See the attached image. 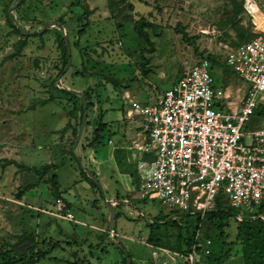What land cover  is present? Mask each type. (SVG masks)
<instances>
[{
    "label": "rangeland",
    "instance_id": "rangeland-1",
    "mask_svg": "<svg viewBox=\"0 0 264 264\" xmlns=\"http://www.w3.org/2000/svg\"><path fill=\"white\" fill-rule=\"evenodd\" d=\"M242 2L0 0V264H31L27 260L17 262L18 258L13 257L20 252L17 245L22 249L27 248L28 243L41 247L46 243V236L52 237L51 244L63 241L57 234L59 226L64 228L65 234H80L88 230L85 225L90 224L97 225L100 231L89 229L88 242L99 245L100 252L92 250L90 257L86 245L79 255L76 251L69 255V244L67 247L62 244L51 251L46 249L50 251V258L38 264H123L118 251L108 245L105 238V202L114 205L117 216L111 238L122 246L129 264H181L172 256L179 253L177 228L171 222L164 225L157 220L160 225L156 238L162 246L154 247L147 241L149 225L151 219L160 214L163 221L176 219L180 223L179 233L183 235L191 229L194 217L181 214L172 218L157 201L140 198L136 188L123 181L128 187L126 191L123 185L116 184L115 172L106 169L109 164L105 162L106 150L95 146L97 148L90 153L89 145L94 138L98 112L103 122L120 120V97L124 92L135 96L140 103L150 104L200 58L210 57L222 62L225 55L222 46L231 47L244 34L237 20ZM8 11L20 31L13 22L6 21ZM81 12L86 14L87 24L83 36L78 38ZM139 19L151 25L144 28L153 46L151 54L145 52L148 46L133 32V24ZM58 21L63 22L65 30L60 29L69 45L70 60L66 70L63 49L58 45L62 39L60 30H41L43 24ZM142 58L148 60L145 66ZM77 72H80L78 77ZM213 73L220 80L216 86H228L233 93L239 89L242 94L245 83L224 65L215 66ZM61 90L87 92L92 104L85 121L88 127L84 124L73 154L76 135L73 130L78 131V114L71 115L72 104ZM260 96L264 98V92ZM255 111L261 115L250 117L243 132L264 129V100ZM131 153L137 155V152ZM75 158L81 167L95 173L104 198L81 180ZM115 165L119 173L125 168L133 176L132 168ZM44 166H48V170L40 176ZM53 174L57 176L59 187H68L76 177L86 191L77 193L71 189L70 194L63 195L55 189V193ZM58 200L70 212L73 222L56 221L57 227H52L56 225L51 218L34 209H51V204ZM39 218L49 219H46L48 224L40 222L39 228L36 227ZM184 221L189 223L184 224ZM47 225L52 227L51 236L42 233ZM97 233L100 240L95 242ZM213 234L216 243L221 244L223 240L230 244L233 227L224 231L227 239ZM223 246L228 249L227 245ZM223 246L219 247L221 252ZM157 248L166 253L157 252L153 256L151 251ZM239 249L231 246L229 257L238 258Z\"/></svg>",
    "mask_w": 264,
    "mask_h": 264
},
{
    "label": "built area",
    "instance_id": "built-area-1",
    "mask_svg": "<svg viewBox=\"0 0 264 264\" xmlns=\"http://www.w3.org/2000/svg\"><path fill=\"white\" fill-rule=\"evenodd\" d=\"M248 39L222 46V65L242 79L245 87L231 94L216 86L207 60L187 68L180 79L152 103L143 104L129 93L120 97L123 122L138 140L130 148L142 160L135 165L136 192L155 200L167 212L198 217L222 197L236 222L261 220L264 209V129L243 132V126L264 98V0H243L237 17ZM245 137L247 138L245 140ZM106 147L112 146L107 140ZM107 170L118 173L116 166ZM118 178L116 183L128 187ZM130 182V180H129ZM131 183V182H130ZM131 188H133L132 185ZM51 209H34L54 220L73 222L61 201ZM210 241L195 231L187 252L172 254L181 264H210ZM161 249L151 251L153 256Z\"/></svg>",
    "mask_w": 264,
    "mask_h": 264
},
{
    "label": "trees",
    "instance_id": "trees-1",
    "mask_svg": "<svg viewBox=\"0 0 264 264\" xmlns=\"http://www.w3.org/2000/svg\"><path fill=\"white\" fill-rule=\"evenodd\" d=\"M240 12H241V10H240ZM80 16H81V20H80L79 27H78L79 30L76 33V37H78V38L83 36L84 29H85L86 24H87V22L85 20L86 14L84 12H81ZM6 21L9 24H11L10 23L11 20H9L8 17H6ZM56 25L58 28L64 27L63 22H61V21H58L56 23ZM149 27H151L150 24L145 23V21L143 19H139L136 22H134L133 28H132L135 36L137 38H139L143 43H145L148 46V50L145 51L147 54L153 53V46L149 42L148 35L144 31V28H149ZM247 39H248L247 33L244 31V34L242 35V37L239 40L235 41L233 44L240 43L242 41H246ZM58 45L63 49V60H64L63 67H64L65 61H66V54H65V48H64V45H63L61 38L59 39ZM200 59L207 60V62L209 63V66H210V71L212 72V76L215 78V81L216 82L220 81L215 77V75L213 73V69L215 66H222V64L220 62L219 63L216 62V60L214 58H210V57H204V58H200ZM142 63H143L142 65L145 66L146 64H148V60L145 58H142ZM143 72L145 73L146 71L143 70ZM76 74H77L76 77H78L80 75V72H77ZM97 85H99V81L97 83H95V87H97ZM60 93L64 97H66L67 100L72 104L71 115L73 117H75V115L78 114L77 127H79L80 119H81V113H82V103H81L80 98L77 96L71 95L70 93H68L65 90H61ZM82 94L84 95V98H85L86 103H87V108H86V120H87V112L92 109V106H91L92 104L90 103L88 93L83 92ZM146 104H148V103L146 102ZM97 108L98 107L96 106V109ZM256 110H257V108H256ZM253 115L259 116L261 114L259 112L256 113V111H254ZM100 117H101V113L98 112V116H97L98 121H96V123H95L97 126L93 130L94 131V138H93L91 144L89 145L91 150L94 149L95 146H101V147H102V145L104 146L106 144V141L110 140L107 138L108 129L105 128L107 126V124H103V125L100 124V119H101ZM84 124H85V126L88 125L87 122H85ZM75 134L76 133H74V130H73V135H75ZM104 142H105V144H104ZM118 153H119V150H116L115 151L116 157L118 156ZM117 164L119 166H124L123 159H121L119 156L117 157ZM30 170H32V169H30ZM47 170H48V166L42 167L40 176L44 175ZM32 171H36V170H32ZM77 171H78V174H79L81 180H83L88 185L89 188H91L92 190L97 192L99 197L102 198L101 194L97 191L95 186L89 181V179L86 177L85 173L80 169V166L78 164H77ZM92 174L94 175V173H92ZM129 177L132 178L131 179V185L135 188L137 185V177L135 174V170H134L133 176L130 175ZM51 180L56 184V176L54 174L51 176ZM57 188L58 187L56 184V187L54 188L55 193H56ZM224 202L225 201L222 199V197H217L215 199V204H214L213 209L210 210L209 212L205 213L201 220L198 217L190 216V217H194L193 222H191L193 225L190 226L191 229L184 231L183 235H182V232H181V234L179 233L180 232V223H178V221H175L176 219H171L170 221L169 220L163 221V218L161 217V215L156 214L151 219V224L149 225V231H148V236H147L148 243H150L154 247L162 246V243L156 238V234H157V231H158V228L160 225V222H158L157 220H161L162 224L165 225L167 222H171V225H174L177 228L176 230L178 231V234L176 236V240L179 243L178 244L179 248H177L179 253H184V252L188 251L189 246L192 243V236L194 235L195 231L198 230L203 239H207L210 241V248L209 249L211 252V256L206 258L210 264H223L225 261V259L223 260V258L229 257V253H230L229 251L231 249V246L232 247L233 246L240 247L239 250H240L242 260H243V264H264V209H260L258 211V213L260 215H262L263 221L244 219L238 223L234 220V218H235L234 211L227 205L226 202H225L226 206L222 205V203H224ZM168 213L170 216H172V218H174V217L177 218V216L181 217L180 216L181 214H178L177 212L170 211ZM114 217H115V219L117 218V216L115 215V212H114ZM183 223L186 224L189 222L184 221ZM231 226L233 227V233H234L232 242L229 244V243L222 240L223 242L221 241V244H219L218 242L216 243V240H214V238H213L214 237L213 233H216L217 238H219L220 236H223L224 239H227L226 235L224 234V231ZM212 231H213V233H212ZM106 237L107 236H105V238ZM223 245H227L228 249L225 248ZM220 246H223L222 252L219 249ZM26 247L27 248L22 249L18 245L16 246V248L18 250L20 249V252L17 253L16 256H13L14 258H16V257L18 258L17 262L27 260L31 264H36L37 262L43 260L44 253L37 251L35 249L34 244L28 243V246H26ZM117 251L123 259V264H125V258H128L127 254L125 253L126 254V256H125L121 251H119V250H117ZM128 261H129V259H128Z\"/></svg>",
    "mask_w": 264,
    "mask_h": 264
},
{
    "label": "crops",
    "instance_id": "crops-1",
    "mask_svg": "<svg viewBox=\"0 0 264 264\" xmlns=\"http://www.w3.org/2000/svg\"><path fill=\"white\" fill-rule=\"evenodd\" d=\"M63 29H64V27H63ZM69 60H70V57H69ZM217 82H219V81H217ZM223 88H225V87H223ZM226 88L231 94H235V92L233 93V92H231L229 90L228 86ZM236 90H234V91H236ZM65 91H69V90H65ZM75 91H77V90H75ZM77 92H80V91H77ZM131 96L135 100H137V98L135 96H133L132 94H131ZM240 97H241V95L239 93L238 94V98H240ZM123 115H124V109L122 108V106H121V113H120L121 118H120V120H118L116 122L114 120H107V121L103 122L102 121V115H101L100 124H102V125L103 124H107V126L105 127V128L108 129L107 138L112 141V146L110 148L106 147L105 145L104 146L102 145V147L106 150V159H105L106 164L107 163H112L114 166H116L115 164H117V157L119 156L121 159H123L124 166L127 167V168H132V171H134L135 170V165L137 164L138 161L142 160L143 157L140 156L138 153H137V155H134V154L131 153L133 151L130 148L131 142L138 140V136L136 134L135 129H133V127L128 126L126 123L123 122ZM86 127H88V126H86ZM104 144H105V142H104ZM95 148H97V147H95ZM92 150H90L89 152L91 153ZM116 150H119V153H118L117 157H116V154H115ZM73 153H74V151H73ZM96 170L98 171L97 168H96ZM122 172L123 173H119V171H118V173H115L117 175L116 178L117 179L118 178L123 179V180H125V182H127L129 185H131L130 182H131L132 178L129 177L130 175L128 174V171H125V168H124V170ZM56 173L58 174V172H56ZM99 174L102 176L101 173H99ZM135 174H136V172H135ZM94 175H95V173H94ZM129 180H130V182H129ZM56 184H57V187H58L57 188L58 193L61 191V193L63 195H64V193H65V195L70 194V190L71 189H73L74 191L76 190L77 193H78V190H84L85 189L82 185H80V182H79V184L77 183L76 177H75L74 182L72 184H69L68 187H62V186L59 187L60 185L58 183V179H57V176H56ZM84 191H86V190H84ZM102 193H104V192L102 191ZM81 211L79 210L80 214H83V212H81ZM46 219L47 218H39L37 220V224H35V226L39 228V226H40L39 223L40 222L43 223L44 225H45V223L48 224V222H46ZM49 219H47V220H49ZM51 220H52V224L56 225V226H52V227H57L56 221H63V220H54L52 218H51ZM64 222H67V221H64ZM67 223H71V222H67ZM80 225H81V227H83L84 224L80 223ZM85 226L88 228V230L91 229L90 231H95V232H99L100 231L97 228V225H95V224H92V225L90 224V225H85ZM49 227L50 226L47 225V226L42 228V233H43V231L45 232L44 235L45 234H48L50 236L53 235L52 227L51 228H49ZM86 227H83V228H86ZM38 228L36 230H38ZM62 229H64V228L59 226L57 228V234H59L60 238L64 239L63 241H55L54 243L51 244L50 241H52L51 240L52 237L46 236V237H44V239H46V243L43 242L44 244L41 245V247L40 246H36L35 249L37 251H39L41 253H44L43 260L44 259H49L50 257H48V255H49L50 251L53 250L55 247H58V246H60L62 244L65 245L66 247L69 244V248H68V250H69L68 254L69 255H70V253L74 254L75 251H76L75 254L79 255V252L82 251V248L85 247L86 245L87 246L85 248H86L88 256L92 257V250L100 252V248L98 247L99 245H96L94 243H93V245H91L88 242L89 234L91 233L90 231H88V230L82 231L80 234L73 233V232H71L70 234H65V232H63ZM101 232L104 233L102 230H101ZM94 236H95V242L100 240V238H98L99 237L98 233L94 234ZM48 243L51 244V247H50V245ZM47 246H49V248H47ZM46 249H50V251L47 252ZM237 256H238V258L227 257V259L224 261L225 264H243V260H242L240 252H238V255H236V257ZM39 262H37L36 264H38Z\"/></svg>",
    "mask_w": 264,
    "mask_h": 264
},
{
    "label": "water",
    "instance_id": "water-1",
    "mask_svg": "<svg viewBox=\"0 0 264 264\" xmlns=\"http://www.w3.org/2000/svg\"><path fill=\"white\" fill-rule=\"evenodd\" d=\"M7 17L9 18V20H11V22H13L16 26V30L20 31V29L18 28V26L16 25L15 21L12 19L11 15H10V11L7 12ZM48 28H56L58 30H60V33L62 35V42L65 48V54H66V65L64 67V70H66L68 68L69 65V57H70V52H69V45H68V41L64 35V32L57 27L56 24L54 23H47V24H43L41 27V30H46ZM68 93H70L71 95L77 96L80 98L81 103H82V113H81V119H80V124L78 127V131L75 135L74 141H73V145H72V154H73V150L80 138L81 132L83 130V126L86 120V108H87V103L86 100L84 98V95L80 92H76V91H67ZM76 163L80 166V169L85 173L86 177L89 179V181L95 186V188L97 189V191L101 194L102 198H104L103 193H102V188L100 183L98 182V180L96 179V176L93 175L87 168H83L80 165V162L75 158ZM113 204L111 202H105V207L107 210V225H106V238H107V243L111 246H113L115 249L121 251L125 256V252L122 249V246L115 242L112 238H111V234H112V228L114 225V210H113ZM125 264H129L128 262V258H125Z\"/></svg>",
    "mask_w": 264,
    "mask_h": 264
}]
</instances>
